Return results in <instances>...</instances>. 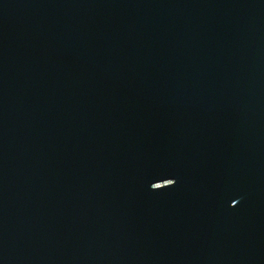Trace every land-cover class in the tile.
<instances>
[{"label": "water", "instance_id": "water-1", "mask_svg": "<svg viewBox=\"0 0 264 264\" xmlns=\"http://www.w3.org/2000/svg\"><path fill=\"white\" fill-rule=\"evenodd\" d=\"M0 264H264V0H0Z\"/></svg>", "mask_w": 264, "mask_h": 264}, {"label": "snow or ice", "instance_id": "snow-or-ice-1", "mask_svg": "<svg viewBox=\"0 0 264 264\" xmlns=\"http://www.w3.org/2000/svg\"><path fill=\"white\" fill-rule=\"evenodd\" d=\"M176 183H177L176 180H172V179H170L169 184L166 185L165 187H171V186H174ZM152 187L155 188V189H161L160 187L156 186L155 184H153ZM233 206H235V202H234Z\"/></svg>", "mask_w": 264, "mask_h": 264}]
</instances>
